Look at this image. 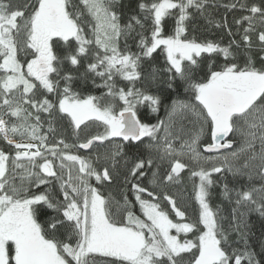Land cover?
<instances>
[{
  "label": "snow or ice",
  "instance_id": "obj_1",
  "mask_svg": "<svg viewBox=\"0 0 264 264\" xmlns=\"http://www.w3.org/2000/svg\"><path fill=\"white\" fill-rule=\"evenodd\" d=\"M216 6L215 0H140V14L121 23V0H0V140L14 149L10 155L0 148V264H96L97 256L108 258V264H180L184 254H191L189 264H260L254 251L230 248L225 218L213 210L209 197L218 183L213 176L219 174L222 195L235 205L231 230L247 245L244 217L251 212L264 217V0L223 5L247 13L234 19L236 32L227 17L209 19L231 37L227 45L188 38L187 24L194 15L210 16ZM168 18L175 21L171 34L166 33ZM130 40L137 51H132ZM241 48L243 66L235 62L233 51ZM158 50L165 58L163 68L153 63ZM254 50L260 54L259 68ZM203 54L222 56L225 63L219 70L209 63L200 78ZM77 80L106 91L100 97L85 95L74 90ZM160 80L168 89L183 85L198 104L174 102L167 120L142 121L141 108L158 113L164 104L162 96L151 91ZM177 113L193 114L199 129L185 138L182 128L175 129ZM42 114L50 118L49 131H54V116H60L77 131L96 125L103 132L78 144L63 139L48 143ZM205 125L211 142L201 151ZM230 134L240 138L235 150ZM115 138L122 143L94 156L67 151L90 150ZM144 138L150 140L147 156L128 160L124 143H143ZM163 162L170 170L161 180ZM190 165L197 169L191 177L199 178L198 218L174 222L139 180L156 167L153 183H178ZM121 171L144 219L126 196L113 213L112 201L90 183L93 177L100 184L111 183ZM226 174L246 177L251 186L230 188ZM256 178L258 186L252 183ZM145 193L150 199L143 198ZM162 199L175 217L185 219L176 199L167 193ZM49 209L53 214L41 223L40 216Z\"/></svg>",
  "mask_w": 264,
  "mask_h": 264
},
{
  "label": "trees",
  "instance_id": "obj_2",
  "mask_svg": "<svg viewBox=\"0 0 264 264\" xmlns=\"http://www.w3.org/2000/svg\"><path fill=\"white\" fill-rule=\"evenodd\" d=\"M140 0H121V3L123 5V17L121 20V23L127 22V17L130 15H139V8L137 7ZM232 0H215V3L219 6H216L212 9H210L211 15L205 14L204 16H201L199 14H195L193 19L188 22V38L195 37L198 41H214V42H220L223 45H227L231 37L227 36L225 33V30L223 28H217L215 26V23H209V19L215 20V21H221L224 17H227L228 23L233 26V32H236L237 29L235 25L233 24L234 19H238L241 15H247L245 12L241 11H228L223 5L231 3ZM243 2V0H242ZM249 3L253 2V0H248ZM88 17H86L87 19ZM175 21L172 18H168L166 20V33L171 34L172 30L174 29ZM247 26L246 24L244 25ZM86 34L88 33L87 27H85ZM240 35H236L235 39L237 41L240 40ZM138 40V37L136 38ZM253 45L255 47L256 45V37L253 35ZM129 43L132 46V51H137L135 42L130 40ZM63 45V42H59L57 45V49H59L60 46ZM234 52H236V61L241 66L244 65L246 61V57L244 55L243 48L236 50L233 49ZM253 58L255 60V66L257 68L261 67V61L259 59V52L253 51L252 52ZM205 58V63L203 65V71L199 74L200 78H203L204 75L208 72V64L212 63L215 65L212 70H219L220 66H222L225 61L222 56H213L211 58H208L207 54H203ZM153 63L160 68H163L165 66V58L164 55L160 53L158 50L157 53H154V60ZM67 67V65H66ZM80 71H83V68L80 69ZM163 79H166L164 77ZM97 83H100L99 80H97ZM63 82H61L62 86ZM177 84L179 85V81H177ZM121 86H124L123 84ZM139 86V85H137ZM74 90L75 91H82L85 95L91 94L100 97L106 90L103 88H95L91 85V83H88L87 85H83V83L79 80L74 82ZM157 89H162L163 91H160L157 93ZM151 91L153 94H159L164 99L163 106L160 107L158 113H152L150 109L145 106L141 108L140 111V118L142 121L147 123L155 124L159 120H167V113L169 110H171V106L174 102L178 101H184V102H195L193 95L191 91L186 90L183 85H179L178 87H175L174 89H168L166 83L163 82V80H160L158 82H155L151 86ZM48 98L53 100L55 102V97L51 94H48ZM50 118L47 114H42V120L43 128L42 132L48 134V143H56L60 139H63L66 143L69 145L78 144L81 142L85 137L95 135L97 133L103 132V127H97L96 125H89L87 128H83L82 131L75 130L71 124L68 118H61L60 116H54L52 119V128L54 131H49V123L48 120ZM176 124L175 129H183V132L185 134V138H187V135L197 131L199 129V122L197 121L196 117L190 113H185L183 115L177 113L176 115ZM205 130V136L201 140L200 149L202 151V145L210 142V129L207 125L204 127ZM160 134V133H159ZM79 137V139H77ZM16 139L19 137H15ZM231 139L235 141V144L238 143L239 145V139L237 137H234L230 134ZM122 141L120 138H115L111 142H105L104 145H94V147L90 150H82L78 148H70L67 151L71 154L80 155V156H94L97 153H103L106 150H112L115 148V145L121 144ZM150 143L149 138H144L143 143L136 142L135 144H129L124 143V151L126 153L127 159L132 161L137 157L145 158L148 154L146 145ZM62 147V146H61ZM0 148H3L5 151L9 152L10 155H14V149L11 147H8L6 145V142L3 140H0ZM155 155V153H153ZM182 162H186V160H182ZM58 164L59 161H56ZM241 163H243V158L241 159ZM97 168H100V164H95ZM156 167H153L152 169L146 170V176L140 178L139 183L142 187H145L148 189V191H152L155 193V195L158 197L157 201L161 205V209L164 211H167L169 213L170 218L174 220V222H196L198 218L199 213V205L198 202L195 199V189L196 185L199 183L198 177H191L190 172L192 170H197L195 166L190 165L189 169H185L181 173V177L178 183H153V171H156ZM170 170L168 168L167 162H163L159 165V172L158 175L160 176L161 180L163 179V176L165 175L166 171ZM227 175V183L230 188H241L242 186L249 185V182L246 177L244 178H238L234 179L231 174ZM214 179L218 180V183L212 187L211 195L209 197V203L210 206L213 208L214 211H217L219 216L224 217L225 219L222 221L223 226L228 231L229 234V246L231 249L237 250V251H243L245 248L250 251H254L256 254V259L260 261V264H264V217H261L256 212L247 213L244 217L245 223L248 225V243L245 245L243 240L239 237V235L231 230L230 223H231V217H232V209L235 207L233 202H230L228 199H226L222 195V183L224 181L220 180L219 174H214ZM18 179V178H17ZM131 179V178H129ZM136 182V181H133ZM90 183L93 184V186H96L99 188L102 195L105 196L106 199H109L112 201V207L111 211L113 213H117L118 207L123 206L125 203L124 197H127V200L131 202V204L134 206L132 210L137 216H140L141 219H144L143 214L140 210L139 203L135 201V194L131 190V184L125 182L124 180V172L121 171L119 175H117L114 180L109 182H104L103 184H100L99 182L95 181V178H91ZM256 186L260 184V180L256 178L253 182ZM53 184L58 189V184H56L55 181H53ZM44 187L41 186L39 191H43ZM164 193H167L168 195L172 196L177 201V206L186 213V217L183 221H180L179 218L175 217V213L171 210V205L168 204L165 200L162 199V195ZM59 194V193H58ZM143 198L150 199V197L147 196V194H143ZM52 210H47L45 215L40 216V222L43 223L44 220L47 218V216L52 215ZM126 215V214H125ZM117 219L120 218V216L116 217ZM202 228V225H200ZM198 234V233H197ZM183 238V234H182ZM188 239H192V234H188ZM191 259V254H184L180 264H189ZM96 264H108V258L96 257ZM242 264H247L246 261L242 262Z\"/></svg>",
  "mask_w": 264,
  "mask_h": 264
},
{
  "label": "rangeland",
  "instance_id": "obj_3",
  "mask_svg": "<svg viewBox=\"0 0 264 264\" xmlns=\"http://www.w3.org/2000/svg\"><path fill=\"white\" fill-rule=\"evenodd\" d=\"M178 102H180V101H178ZM190 103H194V104H198V102H190ZM191 114V113H190ZM193 115V114H192ZM205 134V130H204V133H203V135H202V137H201V140L204 138V135ZM160 136H163L164 135V133H163V131H161L160 132V134H159ZM234 137H237L239 140H240V138H239V135L237 134L236 136H234ZM16 139V138H15ZM17 140H19L18 138H17ZM179 141H174V144L176 145V146H179ZM240 146V141H239V145H238V143H236V144H234V149L233 150H235V148H237V147H239ZM186 162H188L187 160H186ZM192 166H194V165H192ZM198 185V184H197ZM195 191H196V189H195ZM199 205V204H198ZM173 234H175V231L173 230Z\"/></svg>",
  "mask_w": 264,
  "mask_h": 264
},
{
  "label": "water",
  "instance_id": "obj_4",
  "mask_svg": "<svg viewBox=\"0 0 264 264\" xmlns=\"http://www.w3.org/2000/svg\"><path fill=\"white\" fill-rule=\"evenodd\" d=\"M210 143V142H209ZM202 150H203V145H202Z\"/></svg>",
  "mask_w": 264,
  "mask_h": 264
},
{
  "label": "flooded vegetation",
  "instance_id": "obj_5",
  "mask_svg": "<svg viewBox=\"0 0 264 264\" xmlns=\"http://www.w3.org/2000/svg\"><path fill=\"white\" fill-rule=\"evenodd\" d=\"M210 142H211V137H210Z\"/></svg>",
  "mask_w": 264,
  "mask_h": 264
}]
</instances>
